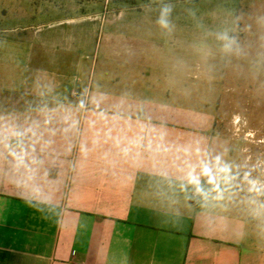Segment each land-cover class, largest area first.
Returning <instances> with one entry per match:
<instances>
[{
  "label": "crops",
  "instance_id": "crops-1",
  "mask_svg": "<svg viewBox=\"0 0 264 264\" xmlns=\"http://www.w3.org/2000/svg\"><path fill=\"white\" fill-rule=\"evenodd\" d=\"M48 45L30 61L53 96L0 100V264H264L210 113L93 95L91 73L67 76ZM1 49L3 78L17 53Z\"/></svg>",
  "mask_w": 264,
  "mask_h": 264
},
{
  "label": "rangeland",
  "instance_id": "rangeland-1",
  "mask_svg": "<svg viewBox=\"0 0 264 264\" xmlns=\"http://www.w3.org/2000/svg\"><path fill=\"white\" fill-rule=\"evenodd\" d=\"M0 38L2 58L17 53L1 101L26 89L53 96L54 80L42 84L30 61L46 41L61 72L91 73L93 95L210 113L264 235V0H0Z\"/></svg>",
  "mask_w": 264,
  "mask_h": 264
},
{
  "label": "clouds",
  "instance_id": "clouds-1",
  "mask_svg": "<svg viewBox=\"0 0 264 264\" xmlns=\"http://www.w3.org/2000/svg\"><path fill=\"white\" fill-rule=\"evenodd\" d=\"M169 12V9L167 7H165L162 11V14H161V20H160V23L167 26V21L165 19V17L167 16V13Z\"/></svg>",
  "mask_w": 264,
  "mask_h": 264
}]
</instances>
